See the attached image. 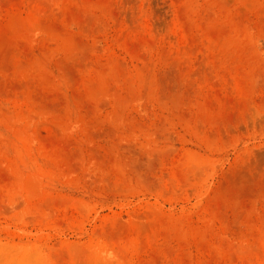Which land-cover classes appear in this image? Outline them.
I'll return each instance as SVG.
<instances>
[{"label": "rangeland", "instance_id": "obj_1", "mask_svg": "<svg viewBox=\"0 0 264 264\" xmlns=\"http://www.w3.org/2000/svg\"><path fill=\"white\" fill-rule=\"evenodd\" d=\"M0 264H264V0H0Z\"/></svg>", "mask_w": 264, "mask_h": 264}]
</instances>
